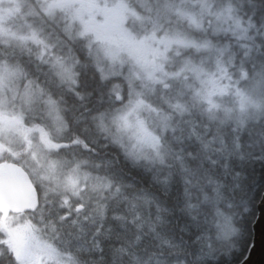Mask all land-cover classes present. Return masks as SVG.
<instances>
[{"label":"snow or ice","instance_id":"1","mask_svg":"<svg viewBox=\"0 0 264 264\" xmlns=\"http://www.w3.org/2000/svg\"><path fill=\"white\" fill-rule=\"evenodd\" d=\"M249 163L264 0H0L2 264H248Z\"/></svg>","mask_w":264,"mask_h":264},{"label":"clouds","instance_id":"2","mask_svg":"<svg viewBox=\"0 0 264 264\" xmlns=\"http://www.w3.org/2000/svg\"><path fill=\"white\" fill-rule=\"evenodd\" d=\"M240 173V186L234 192L236 201H258L264 197V164H246L240 169ZM236 219L239 221L241 218Z\"/></svg>","mask_w":264,"mask_h":264},{"label":"water","instance_id":"3","mask_svg":"<svg viewBox=\"0 0 264 264\" xmlns=\"http://www.w3.org/2000/svg\"><path fill=\"white\" fill-rule=\"evenodd\" d=\"M259 217L254 224L253 245L249 249L248 264H264V202L259 203Z\"/></svg>","mask_w":264,"mask_h":264},{"label":"trees","instance_id":"4","mask_svg":"<svg viewBox=\"0 0 264 264\" xmlns=\"http://www.w3.org/2000/svg\"><path fill=\"white\" fill-rule=\"evenodd\" d=\"M258 207V205H257ZM258 208H256V211H255V216L254 218H249L248 220H245L244 221V225H245V228H246V238L248 240V249H250L251 247V244H252V240H253V225H254V222L257 218V215H258ZM247 249V251H245L244 255L245 257L247 256L249 250Z\"/></svg>","mask_w":264,"mask_h":264},{"label":"bare ground","instance_id":"5","mask_svg":"<svg viewBox=\"0 0 264 264\" xmlns=\"http://www.w3.org/2000/svg\"><path fill=\"white\" fill-rule=\"evenodd\" d=\"M257 208H258V212H257V213H258V215H257V218H256V220H255L254 224L256 223V221H257V219H258V217H259V215H260V214H259V212H260V209H259V204H258V207H257ZM253 227H254V225H253ZM253 237H254V230H253ZM253 237H252V238H253ZM252 245H253V240H252L251 247H252ZM251 247H250V248H251ZM248 250H249V249H248ZM248 253H249V252H248ZM247 256H248V254H247ZM247 256H246L245 258H247Z\"/></svg>","mask_w":264,"mask_h":264}]
</instances>
